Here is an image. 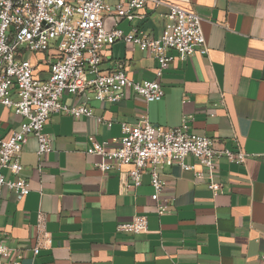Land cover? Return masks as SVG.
I'll list each match as a JSON object with an SVG mask.
<instances>
[{
    "label": "crops",
    "instance_id": "obj_1",
    "mask_svg": "<svg viewBox=\"0 0 264 264\" xmlns=\"http://www.w3.org/2000/svg\"><path fill=\"white\" fill-rule=\"evenodd\" d=\"M160 1L148 3L132 21L106 18L104 27L116 24L124 34L137 28L157 38L169 5H177L201 18L207 55L196 52L169 62L159 79L164 92L159 102L146 103L130 90L114 105L96 102L89 89L63 97L69 105L89 107L92 117L51 114L43 132L52 139L53 151L37 156L29 137L19 157V177L28 182V195L19 198L2 189L0 241L13 251L11 259L21 256L20 264H262L264 0ZM101 55L102 71L121 68L135 82L156 80L157 60L136 45L118 41ZM25 57L36 77L47 78L46 54ZM142 116L164 129L186 119L190 132L211 140L214 149L234 150L237 142L247 158L242 165L218 161L217 195L193 157L185 159L193 170L158 167L165 183L160 201L168 206L158 215L147 175L134 187L127 175L131 166L102 172L98 165L107 161L86 153L90 136L97 142L118 139L122 123L135 125ZM21 123L0 104V139ZM3 174L11 177L7 170ZM137 216L147 217L146 233L117 231L118 224ZM36 247L40 250L33 256Z\"/></svg>",
    "mask_w": 264,
    "mask_h": 264
},
{
    "label": "built area",
    "instance_id": "obj_2",
    "mask_svg": "<svg viewBox=\"0 0 264 264\" xmlns=\"http://www.w3.org/2000/svg\"><path fill=\"white\" fill-rule=\"evenodd\" d=\"M148 3L157 6L161 1L115 0L110 4L108 0H0V104L22 118L17 131L0 139V200L3 188L19 198L28 195L29 184L19 177V157L29 137L35 140L37 156L53 151L52 139L43 132L51 114L75 119L92 117L89 107L65 103V95L75 96L89 89L96 102L114 105L130 90L146 103L159 102L164 97L159 79L169 62L196 52L207 55L201 18L177 5H169L167 23L157 38L137 28L124 34L116 24L105 29L106 18L132 21ZM118 41L136 45L157 60L156 80L135 82L121 68L100 69L101 51ZM169 52H174L175 57ZM34 53L49 57L45 79L35 76L34 66L25 57ZM88 141L86 153L107 161L98 165L102 172L131 166L127 175L134 187L141 185L144 175L149 177L150 199L156 203L158 215L168 212L167 204L160 201L165 183L158 167L178 165L183 170H193L185 163L186 158L193 157L204 170L208 189L217 195L221 190L214 180L218 161L242 165L247 158L237 142L234 150L214 149L211 140L190 132L186 119L179 127L164 129L142 116L135 125L122 123L118 139L97 142L90 136ZM4 170L10 173L9 179ZM204 174L195 173V178L202 179ZM147 227V217L137 216L131 222L118 224L117 231L140 235L147 232ZM39 250L36 247L33 256ZM12 255L13 251L0 241V264H20L21 256L11 259ZM260 258L264 264V255Z\"/></svg>",
    "mask_w": 264,
    "mask_h": 264
}]
</instances>
